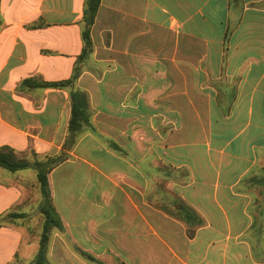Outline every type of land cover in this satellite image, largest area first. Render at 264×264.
<instances>
[{"label": "crops", "instance_id": "1", "mask_svg": "<svg viewBox=\"0 0 264 264\" xmlns=\"http://www.w3.org/2000/svg\"><path fill=\"white\" fill-rule=\"evenodd\" d=\"M85 3L0 0V148L60 155L72 92L88 117L48 262L264 264V0H102L82 59ZM32 182L0 167V264L38 254Z\"/></svg>", "mask_w": 264, "mask_h": 264}, {"label": "trees", "instance_id": "2", "mask_svg": "<svg viewBox=\"0 0 264 264\" xmlns=\"http://www.w3.org/2000/svg\"><path fill=\"white\" fill-rule=\"evenodd\" d=\"M102 0H86L84 10V29L83 40L84 48L81 58L87 57L92 52V39L91 28L94 24L98 8ZM79 70L76 68L72 79L60 81V82H35L33 80H26V84L35 85L40 87H73L75 85L76 78L78 77ZM79 95L77 92H72V116L70 119L69 132L70 135L64 143L63 151L56 157H46L45 161L36 159L35 162H31L26 154L18 153L14 149L9 147L0 148V167L9 171L15 172L26 168H34L37 171L38 181L42 188L44 202L41 206V213L44 216V223L42 233L40 235L39 250L34 261V264H47L46 253L48 249V243L50 239V231L53 227L63 229L62 221L59 214L56 212L52 205L51 193L49 189L47 175L57 165H59L64 159L67 158V150L74 143L77 133L81 130L83 124L87 123L88 117L86 110L76 103V98ZM32 155L37 158V154L32 152ZM93 259L92 257H89Z\"/></svg>", "mask_w": 264, "mask_h": 264}, {"label": "rangeland", "instance_id": "3", "mask_svg": "<svg viewBox=\"0 0 264 264\" xmlns=\"http://www.w3.org/2000/svg\"><path fill=\"white\" fill-rule=\"evenodd\" d=\"M36 157L37 158H35V156L32 155L31 153L28 154V158L31 160V162H35L36 159H39L42 161L46 160L45 159L46 157H42V156H40V157L36 156ZM30 169L35 174H37V171L34 168L30 167ZM28 187H29V189H28V204H26V205L28 206L29 210L32 209V211L30 212L31 219L29 218L27 220V223H28L29 227L32 229V232H31L33 234L32 238L34 239L37 236L38 240L40 242V233H42V232H40L39 230L42 231V225L44 222V216L41 213V206L44 202V196H43L42 188L40 186L39 181L37 183L32 182V185L29 184ZM36 224H38V226H40V228H35ZM37 229H39V230H37ZM53 231L62 232V234L66 237V234L63 231V229H60L58 227H53V228H51L50 235L52 234ZM34 261L33 260H26V261L18 260L16 263H13V264H34ZM93 262L97 263V264H102L97 260H94ZM47 264H51V263L48 262V260H47Z\"/></svg>", "mask_w": 264, "mask_h": 264}]
</instances>
